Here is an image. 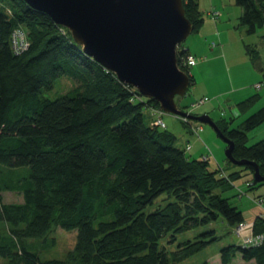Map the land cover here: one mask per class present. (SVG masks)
<instances>
[{"label":"trees","instance_id":"16d2710c","mask_svg":"<svg viewBox=\"0 0 264 264\" xmlns=\"http://www.w3.org/2000/svg\"><path fill=\"white\" fill-rule=\"evenodd\" d=\"M233 1L240 26L248 35L263 30L264 39V0ZM182 4L192 34L199 32L198 0ZM20 28L29 44L15 54L11 35ZM245 49L258 68L256 50ZM177 65L190 89L192 77ZM149 107L158 104L83 53L47 14L23 0H0V264H180L218 238L214 230L188 232L217 220L233 229L244 221L222 196L232 187L218 167L188 159L172 132L145 124ZM214 122L233 141L234 159L255 163L264 176V140L247 145V133L264 122V106L235 128ZM236 167L231 181L249 175V190L264 187L253 183L251 166ZM7 192L20 201H4ZM58 228L75 232L72 248L59 259L41 258V244L48 246ZM253 230L264 236V219ZM218 256L221 264L236 257L264 264V241L228 245Z\"/></svg>","mask_w":264,"mask_h":264},{"label":"water","instance_id":"95a60500","mask_svg":"<svg viewBox=\"0 0 264 264\" xmlns=\"http://www.w3.org/2000/svg\"><path fill=\"white\" fill-rule=\"evenodd\" d=\"M66 28L83 53L113 72L119 81L158 104L160 111L209 125L225 143V158L249 165L254 183H264L258 166L232 156L233 141L208 116L177 109L189 76L177 65V48L192 33L182 0H23Z\"/></svg>","mask_w":264,"mask_h":264},{"label":"rangeland","instance_id":"374dc122","mask_svg":"<svg viewBox=\"0 0 264 264\" xmlns=\"http://www.w3.org/2000/svg\"><path fill=\"white\" fill-rule=\"evenodd\" d=\"M199 8L202 10L204 23L200 28L199 32L191 34L187 39L181 44L180 47L183 49H188L191 54H194L197 59H201L197 64L191 68L194 73L199 69L200 65L203 67L202 73L198 72L197 76L194 77L195 84L188 87L184 97L176 98L177 109L183 112H190L191 104L203 97H207L209 101L203 104L199 109L193 111L190 115L201 116L208 115L213 121L226 120L230 122L231 118H234L229 124L230 128H235L239 123H241L246 117L253 113L254 110H258L264 105V95L257 99L255 104L256 108L253 109L252 113L249 115H244V113H239L236 110L233 99L230 95H222L220 98L214 96L211 93V88H214L218 81L224 80L226 84L223 86H218L219 90H227L229 88L226 80V75L221 69L219 71L218 66L210 61L218 51L223 54L224 57L230 58V55H234L237 51L236 45L238 44L239 52L243 45H250L257 50L259 54V62L262 58L264 61V42H263V30H258L255 34L248 35L246 33V28L240 26L239 17L241 16V8L234 4L233 0H199ZM219 11L221 13L220 18L215 21L207 16V11L212 9ZM22 33L27 34L24 29L20 28ZM28 41V39H27ZM220 43L219 47L217 44ZM178 50V48H177ZM200 67V68H201ZM231 74V73H230ZM264 82V81H262ZM190 85V83H189ZM68 82L64 81L62 83V90L68 88ZM234 100V102H233ZM149 110V112H148ZM158 112L160 109L151 108L143 109L142 113L144 116L145 124H149L150 114L152 113L155 117H159ZM255 112V111H254ZM161 119L165 126H168L166 130L172 132L176 138L175 147L185 149L186 145H190V151H185V155L190 160H198L200 157H196V149H202L205 154H210L209 164L210 168L214 169L218 167L220 175L226 177V180L231 185L232 189L223 193V197L229 198V202L240 211L245 218L243 225L248 227V224L254 226V222L260 218V215H264V207H260L256 201L259 199L264 200V187H255L249 190L246 187L249 175L243 176L241 178L231 181L228 177V173L232 170L239 169L235 165L230 164L225 158V143L216 134L214 129L206 124H201L197 121H192V126H201L202 130L199 133L200 139H196L194 134L190 132V127L187 122L180 117L166 114L162 112ZM189 114V113H188ZM240 115V116H236ZM257 142V141H256ZM255 141L248 140L247 145L254 144ZM203 157V156H202ZM201 157V158H202ZM246 172V171H244ZM243 175V172H242ZM254 183V182H253ZM2 198L6 202H17L20 201V196L15 193H4ZM264 206V203H262ZM243 218V219H244ZM252 226V233L255 234ZM214 230L216 240L205 247L200 253L195 256L188 258L187 260L181 262L180 264H201L203 261L207 260L208 264H221L218 256V251L228 245L241 246V240L234 234V229L232 226H228L221 220H217L209 225L200 226L188 232V235L195 236L201 234L202 232ZM191 237V238H192ZM189 238V237H187ZM49 245L41 244L40 257L43 259H59L64 255L63 253L72 248L75 240V232L64 231L61 229H56L52 234L47 237ZM42 243V242H40ZM51 244V245H50ZM251 243L248 245L250 246ZM231 264H255L254 262L245 263L240 257H236Z\"/></svg>","mask_w":264,"mask_h":264},{"label":"crops","instance_id":"0c3cea01","mask_svg":"<svg viewBox=\"0 0 264 264\" xmlns=\"http://www.w3.org/2000/svg\"><path fill=\"white\" fill-rule=\"evenodd\" d=\"M210 9H212V8H210ZM263 42H264V40H263ZM217 45L219 47H221L220 43H218ZM246 46L247 45H243L240 48L241 51L239 52L238 44H237L236 45V48H237L236 51L237 52L234 55L231 54L230 58L224 57L223 54H221V52L218 51L216 54H214V57L210 61L211 63H215V65L218 66L219 71H221V69H223V71L227 77L226 78L227 84L229 86V88L227 90H219L218 89L219 85L223 86L224 84H226V82L224 80H220L217 82V84L215 85L214 88H211V93L214 96L220 98L222 95H226V94L230 95L229 92H232L234 95H231V96L233 97V99H236L235 102L233 100V102H234L233 106H235L236 110H238L237 104H239L241 101L247 100L253 96H257V99H258V98H260V96L264 95V86H262V88L259 90H256L254 88L255 84L261 83L262 81H264V61L261 58V60L259 62V54H258L259 67L257 68L254 65V63L252 62V60L250 59V57L248 56L246 49H245ZM248 46L250 48H253L250 45H248ZM186 50L189 52L188 49H186ZM256 52H257V50H256ZM192 55H194V54H192ZM203 64H205V63H202V65ZM202 65H200V67ZM200 67H199V69H197V71L195 73L192 70H189V75L192 77L194 84H195V80H194L195 78L194 77L197 76L198 72L202 73L203 67H201V68ZM257 99H256V101H257ZM255 102L249 109L245 110L244 112H240L239 110H238V112L244 113L245 116L249 115L250 113H252L253 109H255L258 106L257 104H255ZM254 111H257V109ZM254 111H253V113H254ZM148 112H149V110H148ZM236 116H240V115H236ZM152 119H153V116L150 114L149 122H151ZM233 120H234V118H231L230 122ZM167 128H168V126H166V129ZM247 139L255 141V143H256V141L258 142L260 140H264V122L262 124H260L259 126H257L256 128H254L253 130H251L250 132H248L247 133ZM194 155H197L196 157H200L199 158V160H200L201 157L204 155L203 148L202 149H196L195 154H193V157H194ZM244 220H245V218H244Z\"/></svg>","mask_w":264,"mask_h":264},{"label":"built area","instance_id":"2783aa9c","mask_svg":"<svg viewBox=\"0 0 264 264\" xmlns=\"http://www.w3.org/2000/svg\"><path fill=\"white\" fill-rule=\"evenodd\" d=\"M208 16H210L213 20L217 21L220 16H221V13L219 11H213V10H210L206 13ZM28 44L29 42L27 41V38H26V35L25 33H22L20 29H17L15 30L12 35H11V49L13 50V52L16 54H19L21 52H23L24 50L27 49L28 47ZM183 49V48H182ZM181 47H178V50H177V62L180 64V66L182 68H184L185 70H187V72L189 73V70L191 68H193L198 61H201V59H197L194 55L192 54H186L184 56H182L180 53H182V50ZM262 86H264V82H261V83H257L254 85V88L256 90H259L262 88ZM209 101V99L207 97H203L195 102H193L191 104V109H190V112H188L189 114H191L193 111L199 109L203 104L207 103ZM155 114V113H154ZM152 113V116H153V119L151 121V125L153 127H157V128H160V129H165L166 126L164 124V122L162 121V119L160 118L161 115L163 114L162 112H158L159 114V117H155ZM182 118V117H180ZM184 120V122H187L189 124V121L188 118H182ZM189 127L191 128L190 129V132L192 134H194V136L196 137V139H200V136H199V133L201 132L202 130V127L201 126H192V124L189 125ZM191 147L190 145H186L185 146V150L186 151H190ZM210 152L209 154H205L203 155V157L201 158L202 160H209V156H210ZM224 177V176H223ZM249 184L247 183L246 184V187L248 186ZM256 203L260 206V207H264L262 203H264V200L263 199H259L258 201H256ZM260 218L264 219V215L261 214L260 215ZM244 223H240L238 224L237 226L234 227V234L241 240L242 242V245L243 246H246V247H249V243L250 244V247L251 246H259L262 244V242L264 241V236L262 234H259V235H256L254 236L253 233H252V224H248L249 226L248 227H245L243 225Z\"/></svg>","mask_w":264,"mask_h":264}]
</instances>
